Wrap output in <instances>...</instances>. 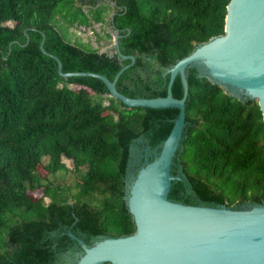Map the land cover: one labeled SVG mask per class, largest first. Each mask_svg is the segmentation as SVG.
Returning <instances> with one entry per match:
<instances>
[{"label":"trees","instance_id":"obj_1","mask_svg":"<svg viewBox=\"0 0 264 264\" xmlns=\"http://www.w3.org/2000/svg\"><path fill=\"white\" fill-rule=\"evenodd\" d=\"M228 2L0 0V264H74L73 251L82 249L69 231L87 245L135 232L125 199L132 149L159 150L178 114L172 107H129L95 77H62L49 54L63 72L112 80L131 62L115 51L118 32L121 54L135 59L117 90L165 96L166 69L223 34ZM95 23L108 26L94 33L96 47L72 32ZM102 39L110 45L104 51ZM179 80L171 86L176 98ZM187 81L185 126L172 167L182 179L172 181L168 198L264 205V120L257 100L226 93L194 67ZM67 172L74 175L69 183L58 178Z\"/></svg>","mask_w":264,"mask_h":264},{"label":"water","instance_id":"obj_2","mask_svg":"<svg viewBox=\"0 0 264 264\" xmlns=\"http://www.w3.org/2000/svg\"><path fill=\"white\" fill-rule=\"evenodd\" d=\"M118 37L115 32V51L131 62L112 80L89 71L63 72L59 59L44 50L43 42L40 44V49L57 61L62 77L98 78L110 96L129 107L178 109L171 130L152 159L146 156L137 169L132 161L127 167L125 199L135 232L87 245L69 231L82 249L74 264H264V205L185 204L168 198L172 181L182 179L172 174V167L185 126L188 68H196L199 75L238 99L257 100L264 120V0H229L223 34L198 44L166 69L165 96L130 97L117 90L119 76L135 59L121 54ZM176 76L182 88L180 98L171 90Z\"/></svg>","mask_w":264,"mask_h":264},{"label":"rangeland","instance_id":"obj_3","mask_svg":"<svg viewBox=\"0 0 264 264\" xmlns=\"http://www.w3.org/2000/svg\"><path fill=\"white\" fill-rule=\"evenodd\" d=\"M106 28H108L106 23H95L93 24V26H90L88 28H84V27L73 28L72 32H74L76 36H78L81 39L82 42L89 43L93 47H96L97 43H96V36L94 33L95 32L102 33V30ZM107 43H108L107 40L102 39L100 42V44L103 45L101 49L103 50L108 49L110 45ZM65 163L69 168H71L70 161L65 160ZM38 167L40 172L42 174H45V169L42 167V165L39 164ZM58 178H60L63 182L69 183L74 178V175L71 172H67L64 174L59 173Z\"/></svg>","mask_w":264,"mask_h":264},{"label":"flooded vegetation","instance_id":"obj_4","mask_svg":"<svg viewBox=\"0 0 264 264\" xmlns=\"http://www.w3.org/2000/svg\"><path fill=\"white\" fill-rule=\"evenodd\" d=\"M132 163H133V167L135 168V169H137L142 163H143V160H144V158L146 157V156H151L152 157V153H154V151L155 150H152V151H149L148 152V150H147V148H145V147H142V148H138L137 146H134L133 147V149H132ZM143 151V152H142ZM146 153H147V155H146ZM143 157V159H142V161L140 162V157ZM136 165H138L137 167H136ZM69 253H70V251H67L65 254H64V256L65 257H69ZM82 252L81 251H73V257H74V259L75 260H77L78 258H79V256H80V254H81Z\"/></svg>","mask_w":264,"mask_h":264}]
</instances>
